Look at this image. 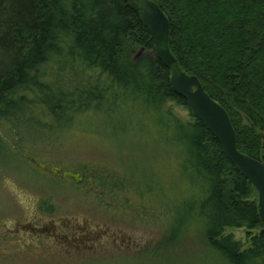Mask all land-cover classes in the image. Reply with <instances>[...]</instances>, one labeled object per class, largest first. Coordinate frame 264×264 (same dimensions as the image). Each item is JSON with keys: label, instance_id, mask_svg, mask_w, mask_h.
I'll list each match as a JSON object with an SVG mask.
<instances>
[{"label": "trees", "instance_id": "16d2710c", "mask_svg": "<svg viewBox=\"0 0 264 264\" xmlns=\"http://www.w3.org/2000/svg\"><path fill=\"white\" fill-rule=\"evenodd\" d=\"M154 1L169 18L170 49L182 69L227 108L238 148L264 162V0ZM171 76L128 0H0L2 127L13 130L15 118L28 113L54 138L85 118L108 115L121 137L171 149L183 180L168 182L152 166L121 174L99 169L89 176L97 191L163 209L172 235L199 226L228 264H264L257 189L175 93ZM165 100L190 108L189 120ZM2 130L1 144L8 137ZM229 227L246 229L250 244L226 234Z\"/></svg>", "mask_w": 264, "mask_h": 264}, {"label": "rangeland", "instance_id": "374dc122", "mask_svg": "<svg viewBox=\"0 0 264 264\" xmlns=\"http://www.w3.org/2000/svg\"><path fill=\"white\" fill-rule=\"evenodd\" d=\"M164 107L183 120L191 117L190 108L173 100H165ZM85 119L83 126L54 138L43 136L28 113L15 118L13 130L0 124L8 133L0 143V264H228L199 226L172 235L163 209L145 208L137 197L125 205L97 191L89 176L99 169L121 174L152 166L168 182L183 179L171 149L121 137L108 115ZM54 122L50 117L46 123ZM52 166L88 177L76 182L56 176ZM226 234L244 247L250 244L242 227H229Z\"/></svg>", "mask_w": 264, "mask_h": 264}, {"label": "water", "instance_id": "95a60500", "mask_svg": "<svg viewBox=\"0 0 264 264\" xmlns=\"http://www.w3.org/2000/svg\"><path fill=\"white\" fill-rule=\"evenodd\" d=\"M128 2L142 16L154 41L158 58L170 69L171 86L175 93L186 99L196 117L202 120L208 130L221 142L224 154L257 189L260 217L264 223V162L238 148L236 130L227 108L208 94L196 75L186 73L182 69L180 62L170 49L169 18L163 8L154 0H128ZM142 51L143 48L139 50L137 56H140ZM40 166L44 168L45 164ZM49 171L56 176L70 177L76 182L83 180L80 172L69 170L61 172V169L56 166L50 167Z\"/></svg>", "mask_w": 264, "mask_h": 264}]
</instances>
